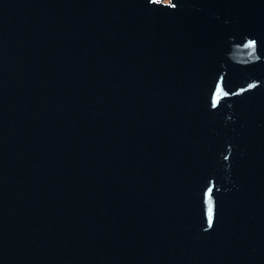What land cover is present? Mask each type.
I'll use <instances>...</instances> for the list:
<instances>
[{
    "label": "water",
    "instance_id": "1",
    "mask_svg": "<svg viewBox=\"0 0 264 264\" xmlns=\"http://www.w3.org/2000/svg\"><path fill=\"white\" fill-rule=\"evenodd\" d=\"M0 264H264V0H0Z\"/></svg>",
    "mask_w": 264,
    "mask_h": 264
},
{
    "label": "rangeland",
    "instance_id": "2",
    "mask_svg": "<svg viewBox=\"0 0 264 264\" xmlns=\"http://www.w3.org/2000/svg\"><path fill=\"white\" fill-rule=\"evenodd\" d=\"M164 1L168 2V1H170V0H164Z\"/></svg>",
    "mask_w": 264,
    "mask_h": 264
}]
</instances>
